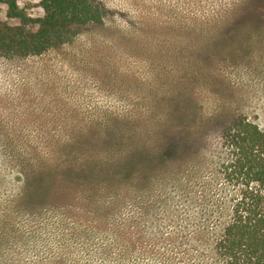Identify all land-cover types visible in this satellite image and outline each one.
Returning a JSON list of instances; mask_svg holds the SVG:
<instances>
[{"label": "rangeland", "instance_id": "374dc122", "mask_svg": "<svg viewBox=\"0 0 264 264\" xmlns=\"http://www.w3.org/2000/svg\"><path fill=\"white\" fill-rule=\"evenodd\" d=\"M16 1L26 18L40 15L39 0ZM102 1L110 11L104 28L39 56H0V208L14 206L16 194L31 187L25 164L46 163L45 171L61 158L89 164L86 152L67 144L80 133L106 138L125 130L146 140L140 118L151 117V125L166 121L168 108L180 103L199 125L186 141L174 135L162 147L165 169L152 173L143 192L130 185L116 197L114 180L88 188L67 175L56 183L44 177L39 187L54 183V189L40 199V209L22 213L18 226L26 239L10 258L198 264L194 259L203 256L214 264L201 236L216 242L234 195L220 176L228 160L222 130L235 114L264 129V0ZM0 21L22 23L8 17L4 4Z\"/></svg>", "mask_w": 264, "mask_h": 264}, {"label": "trees", "instance_id": "16d2710c", "mask_svg": "<svg viewBox=\"0 0 264 264\" xmlns=\"http://www.w3.org/2000/svg\"><path fill=\"white\" fill-rule=\"evenodd\" d=\"M0 4L8 7L10 19H22V23L16 25L0 21V56L7 58L39 56L72 44L87 30L104 28L110 14L102 0H39L41 12L34 19L26 18L19 11L16 0H0ZM146 110L151 112V100ZM166 112V121L157 120L152 125L151 117L140 118V128L150 134L146 140L132 139L125 130L121 131L120 137L110 135L106 138L80 133L67 144L86 152L84 155L92 160L89 164L84 160L79 164H68L65 158H61L63 160H59L58 164L47 166L48 171L43 169L46 166L43 162L38 168L31 163L25 164L23 173L27 174L26 189L31 187L22 195L16 194L14 206L0 208V264H29L10 257L19 253L16 247L26 239L24 234L27 233H21L18 226L22 213L31 214L40 209V199L50 195L54 189V183L45 190L39 187L44 177L56 183L58 177L67 175L68 182H83L79 185H88V188H97L105 179L114 180L118 184L115 185L116 197L122 194L121 187L129 186L130 189V185L134 186L133 190L136 186L135 190L145 191L146 185H151L152 173L165 169L162 147L170 143L174 135L186 141L199 125L191 108L184 106V103L174 107L171 105ZM151 126L156 138L153 148ZM220 137L222 149L228 152V160L222 163L220 176L234 191L231 216L214 244L205 235L201 236L205 238L201 244L211 248L212 252L207 258L212 259L214 264H264V129L245 115L235 114L224 126ZM92 151L94 154L89 156ZM1 161L3 169H10L7 160L2 158ZM171 175L174 176V173ZM67 180L63 178L60 181L68 183ZM109 185L112 186L111 183ZM65 192L66 189L63 190ZM9 212H14V217ZM192 241H196V238L185 239L186 243ZM204 258L198 256L194 261L205 264ZM49 264L71 263L61 261Z\"/></svg>", "mask_w": 264, "mask_h": 264}]
</instances>
